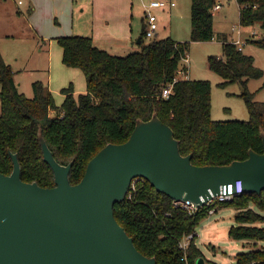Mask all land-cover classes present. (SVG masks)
Instances as JSON below:
<instances>
[{
    "label": "trees",
    "instance_id": "trees-1",
    "mask_svg": "<svg viewBox=\"0 0 264 264\" xmlns=\"http://www.w3.org/2000/svg\"><path fill=\"white\" fill-rule=\"evenodd\" d=\"M215 2L192 0L191 40L215 37ZM238 3L240 24L259 23L264 29V0H238ZM146 29L145 24L140 49L127 55L113 54L97 46L92 36L57 37L63 49V63L80 68L87 86L78 95L72 83L63 87L65 96L61 105L56 104L53 92L41 80L33 82L32 97L21 92L12 66L0 50V172L13 171L11 152L17 153L23 180L43 187L54 186V171L44 159L39 137L42 131L59 162L73 161L70 179L78 183L99 150L109 142L126 141L137 120H148L154 112L173 128L180 140L181 153H192L196 165H224L244 160L250 149L263 152L264 101L255 100L254 93L248 89L251 78L264 74L255 57L227 38L223 41V56L209 55V67L224 78L219 83L221 86L242 83L241 95L250 114L249 120H215L211 114L210 80L179 78L172 93L168 97L162 95L165 86L179 76L190 43L170 36L146 42ZM251 39L264 48V35ZM182 68L187 70L185 66ZM51 110L55 111L54 115ZM132 193L131 198L126 197L115 205V212L138 249L155 256L157 264H196L203 256L196 243V228L210 214V207H200L190 214L143 178L137 181ZM251 203L264 210V190L244 191L233 200L220 203L233 204L239 209L235 216L237 223L229 229L232 238L264 240V227L253 225L264 216L250 207ZM192 233L194 238L183 248L182 239ZM236 264H264V248L238 254Z\"/></svg>",
    "mask_w": 264,
    "mask_h": 264
},
{
    "label": "water",
    "instance_id": "water-1",
    "mask_svg": "<svg viewBox=\"0 0 264 264\" xmlns=\"http://www.w3.org/2000/svg\"><path fill=\"white\" fill-rule=\"evenodd\" d=\"M261 136L264 145V130ZM39 137L56 184L23 180L18 154L11 152L13 171L0 172V264H157L116 217L115 205L135 178L198 207L237 179L245 191L264 190V151L250 149L248 158L229 164L196 165L157 112L139 118L126 141L99 150L78 183L70 179L73 161L59 162L42 131Z\"/></svg>",
    "mask_w": 264,
    "mask_h": 264
},
{
    "label": "rangeland",
    "instance_id": "rangeland-1",
    "mask_svg": "<svg viewBox=\"0 0 264 264\" xmlns=\"http://www.w3.org/2000/svg\"><path fill=\"white\" fill-rule=\"evenodd\" d=\"M151 0H0V50L5 61L16 71L15 78L20 91L29 97L34 95L33 82L41 80L54 95L57 105L64 100L62 88L74 86L75 92L86 90L83 71L70 67L62 61V48L57 37L67 34L95 35V44L113 54L127 55L140 49L137 38L143 32L145 8L143 3ZM177 5L155 9L159 13V28L153 39L172 37L178 41H189L187 64L191 79L211 81V114L215 120H249L250 114L244 97V86L240 82L221 86L224 78L209 67L208 57L223 56V41L240 36L258 38L264 35L259 23L250 26L240 24V4L237 0H221L220 9H213L215 37L211 40H191L192 0H175ZM131 3L128 30L132 40L127 43L109 41L108 33L114 31L113 14L126 18ZM169 13H168V12ZM124 18V19H123ZM240 28L242 32H240ZM117 31V30H116ZM256 36H254V32ZM252 32V33H251ZM45 40V42H44ZM245 40V39H244ZM252 40V39H251ZM245 52L255 57V63L264 71V48L252 41ZM118 52V53H117ZM185 74H180L184 78ZM1 89V84H0ZM83 89V90H82ZM85 89V90H84ZM248 89L257 101H264V74L248 81ZM81 90V91H80ZM2 106L0 102V114ZM55 111L51 110V115ZM233 200L230 199L229 201ZM227 201V202H229ZM196 228V243L203 256L196 264H236L237 255L256 248H264V240L235 239L229 229L236 224L239 212L233 204L217 203ZM250 207L264 216V210L254 203ZM253 225L264 227V219Z\"/></svg>",
    "mask_w": 264,
    "mask_h": 264
},
{
    "label": "built area",
    "instance_id": "built-area-1",
    "mask_svg": "<svg viewBox=\"0 0 264 264\" xmlns=\"http://www.w3.org/2000/svg\"><path fill=\"white\" fill-rule=\"evenodd\" d=\"M238 1V0H237ZM176 1L175 0H151L148 3H144L143 6L145 8L144 11V17L146 20V34L147 37L152 38L154 37V35L156 34L157 29L159 28V23H158V15L155 12V9L157 8H164V7H174L176 6ZM223 5V2L221 0H216L213 9H220L221 6ZM254 36H256L255 31H253ZM233 42H235L236 44L239 45V48H242V40L236 39L233 40ZM182 60H185L186 62L189 61L188 58V54L186 57H184ZM187 70H184L183 68H180L178 70V74H182L185 72V77L187 78ZM181 77L177 76L175 77V79L168 83L167 86H165V88L163 89V96L164 97H168L172 91H173V86L174 83ZM141 178H135L133 179L132 183H131V187L130 190L127 193V197L131 198L132 197V191L136 189V183L138 180H140ZM244 190V186H243V181L241 179H237L235 182H231L229 184H225L223 187H221V190L218 194L213 195V197L203 206H209V212H214L215 210L213 209L217 203H222V202H226L229 201L230 199L234 198L235 196L240 195L241 193H243ZM173 203L175 206L181 207L186 209L190 214H194L200 207H198L196 202L190 201V200H175L173 199ZM201 206V207H203ZM194 238V233L189 234L187 236H185L182 239L181 242V246L183 248H187L191 242V240Z\"/></svg>",
    "mask_w": 264,
    "mask_h": 264
},
{
    "label": "crops",
    "instance_id": "crops-1",
    "mask_svg": "<svg viewBox=\"0 0 264 264\" xmlns=\"http://www.w3.org/2000/svg\"><path fill=\"white\" fill-rule=\"evenodd\" d=\"M177 3V2H176ZM144 4V3H143ZM177 5V4H176ZM144 7V6H143ZM130 8H131V3H130V6H129V8H128V12L126 13V18L124 19V20H120V17L118 16V15H116V14H113L112 15V18H113V20L112 21H114L115 23L113 24V26L115 27L114 28V31L113 32H111V33H108V38H109V41H111L112 43H116V42H121V43H127L128 41H129V39H131L132 40V32H131V29H130V32H129V30H128V27H129V23H131V21L129 22V20H130V17H129V12H130ZM156 12V11H155ZM168 12V11H167ZM169 13V12H168ZM156 14L158 15V18H160V16H159V13L158 12H156ZM240 15V14H239ZM142 20H143V27H144V25L146 24V20H145V17H142ZM117 30V31H116ZM157 32V31H156ZM240 32H242V29L240 28ZM252 33V32H251ZM63 35V34H62ZM61 35V36H62ZM67 35H72V34H67ZM59 37V36H58ZM93 37V36H92ZM241 40H242V48L241 49H243V51L245 52V46L248 44V42L250 41L249 39H251V37H250V35L249 36H246L245 38L242 36H240L239 37ZM238 38V39H239ZM138 39H140V41H141V35L137 38V43H140V42H138ZM245 39V40H244ZM93 40H95V35H94V37H93ZM176 40V39H175ZM233 40H236L233 36H232V39H231V41H233ZM178 41V40H177ZM44 42H45V40H44ZM95 42V41H94ZM96 43V42H95ZM98 46H99V44H98ZM99 47H101V46H99ZM62 48V47H61ZM104 49V48H103ZM109 51V50H108ZM118 53V52H117ZM247 53V52H246ZM249 54V53H248ZM62 57H63V49H62ZM63 61V60H62ZM183 66H185L186 68H187V71H186V73H187V79H191V76H190V73H189V67H188V65L187 64H184V65H181V68L183 67ZM14 73L16 74V71H14ZM84 74V73H83ZM182 74H185V72L184 73H182ZM179 75V77H180V74H178ZM85 76V75H84ZM184 78H186L185 76H184ZM86 79V78H85ZM15 80H16V78H15ZM16 82H17V80H16ZM18 83V82H17ZM20 84L18 83V86H19ZM19 89H20V87H19ZM86 89H87V86H86ZM83 90V89H82ZM85 90V89H84ZM81 91V90H80ZM86 91V90H85ZM84 91V92H85ZM83 93V92H82ZM80 94V93H79ZM75 95H78V93L77 92H75ZM65 96V95H64ZM52 111H54V110H52Z\"/></svg>",
    "mask_w": 264,
    "mask_h": 264
}]
</instances>
